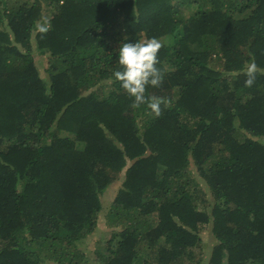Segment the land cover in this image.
<instances>
[{"label":"trees","instance_id":"obj_1","mask_svg":"<svg viewBox=\"0 0 264 264\" xmlns=\"http://www.w3.org/2000/svg\"><path fill=\"white\" fill-rule=\"evenodd\" d=\"M151 37L158 117L113 77ZM203 262L264 264V0H0V264Z\"/></svg>","mask_w":264,"mask_h":264},{"label":"clouds","instance_id":"obj_2","mask_svg":"<svg viewBox=\"0 0 264 264\" xmlns=\"http://www.w3.org/2000/svg\"><path fill=\"white\" fill-rule=\"evenodd\" d=\"M46 30V29H44ZM162 42L157 37L144 41H126L120 44L118 50V64L120 68L113 73L121 87L132 98L133 107L146 105L154 116L162 114V105L167 106L166 98L146 95L148 86L157 87L163 81L162 70L157 67L159 63L158 51ZM258 66L255 61L246 67L245 86L251 87L257 76Z\"/></svg>","mask_w":264,"mask_h":264},{"label":"rangeland","instance_id":"obj_3","mask_svg":"<svg viewBox=\"0 0 264 264\" xmlns=\"http://www.w3.org/2000/svg\"><path fill=\"white\" fill-rule=\"evenodd\" d=\"M12 3L15 0H10ZM182 14L186 15L187 13L190 12V9L183 8L182 9ZM37 57V54L35 55ZM214 62H212L213 64ZM107 90V89H105ZM190 169L192 170V173L196 179H199L195 169L193 166H190ZM121 182V179L116 181L114 185L112 184L109 186V189L103 193V195L100 197L102 200L101 203L103 205V211L100 214L97 224H96V229L95 231L89 235L86 239H84L83 242L78 243V247L82 252H85L90 260H94L95 257L93 256L94 249L95 250H102L104 249V246L106 241L111 238L113 229L112 227L108 226L106 223V217L105 215L108 212V208L110 206L111 201L113 200V197L117 191V188L119 186V183ZM203 189L207 192V188L202 186ZM209 198V196H208ZM201 208V207H200ZM200 238H201V247H202V259L207 261L210 255V250L214 244V238L212 237V234L210 232V229L208 227H205L201 233H200ZM202 264H206L203 262Z\"/></svg>","mask_w":264,"mask_h":264}]
</instances>
